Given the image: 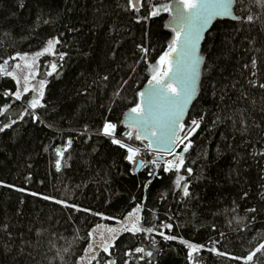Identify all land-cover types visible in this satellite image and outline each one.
I'll list each match as a JSON object with an SVG mask.
<instances>
[{
	"label": "trees",
	"instance_id": "obj_1",
	"mask_svg": "<svg viewBox=\"0 0 264 264\" xmlns=\"http://www.w3.org/2000/svg\"><path fill=\"white\" fill-rule=\"evenodd\" d=\"M149 2L144 0L141 11L134 13L128 10L127 0H0V63L17 52L34 54L46 46L48 39L61 33L67 47L57 48L69 52L64 66L52 76L44 73L50 70L46 66L59 63L57 58L45 55L37 60L41 73L37 81H47L42 101L46 107L37 110L45 124L32 123L27 116L19 119L31 96L27 94L21 101L11 96L5 98V90L15 92L17 84L7 76H0V108L10 106L0 116V124L11 119L18 121L0 133V182L25 189L17 192L14 188L0 187V264H80L81 258L91 253L85 249L90 242L87 233L92 229L95 230L92 246L104 233L110 235L113 246L109 248L110 255L100 247L87 259V264H108V261L147 264L149 259L151 264H189L188 249L179 240L165 241L155 233L132 235L127 231L116 233L115 239L111 237L108 228H121L116 220L123 221L137 204H142L144 227L170 222L173 229L171 232L165 229L166 235L203 245L194 256L195 264H244L243 257L264 243V199L260 196L264 191L260 187L264 160L258 165L250 155L255 149L243 143L250 139L256 148H264V143H256L264 138V130L251 127L247 136H241L232 121L225 120L209 131L216 112L236 120L243 114L249 125L264 123V90L249 85L251 73L243 67L245 63L250 67L251 59L257 58L259 71L252 79L264 82V10L257 6L256 0H237L235 6L239 16L259 17L255 23L216 22L202 46L215 65L212 80L222 89L227 86V97L223 103L219 96L214 99L204 80L205 90L190 110L186 123L198 113H208L201 129L192 137L194 146L187 154L188 164L195 170L191 201L178 203L179 194H172L175 173L165 174L161 168L159 178L149 177V169L144 168L132 174L125 159L126 151L98 134L105 119L118 123L147 80L148 64L142 60L137 63L142 52L136 45L143 44L149 49L147 59L154 65L169 39L163 29L166 13L135 23L137 15H148ZM69 27L79 31L69 32ZM249 38H254L252 43ZM11 64L12 61L6 67ZM103 74H108L110 81L95 84ZM129 77L132 78L129 85L121 87V81ZM117 89L121 92L119 99L113 97ZM242 92L247 100L241 98ZM85 125L90 133L77 135ZM123 133L117 127L116 137L123 139ZM89 134L92 139L84 143ZM69 137L72 147L64 153L61 170L57 172L54 149L62 147ZM226 143H234V149L227 148ZM193 160L195 164L191 163ZM237 168L238 173L234 171ZM149 179L153 183L145 189L143 185ZM32 192L91 209V213L29 195ZM244 192L248 193L247 199H241ZM252 206L260 211L247 213L245 209ZM170 215L174 216L172 221L168 220ZM4 224L9 225L14 240L7 239ZM5 246L10 249L8 254ZM136 247L153 251V257L140 259L142 254L134 252ZM212 247L227 255H216L208 250ZM126 252L132 255L126 256ZM93 256L97 258L93 260ZM233 256L240 259H230ZM252 264H264V256L257 254Z\"/></svg>",
	"mask_w": 264,
	"mask_h": 264
},
{
	"label": "snow or ice",
	"instance_id": "obj_2",
	"mask_svg": "<svg viewBox=\"0 0 264 264\" xmlns=\"http://www.w3.org/2000/svg\"><path fill=\"white\" fill-rule=\"evenodd\" d=\"M237 0H171V3L166 2H153L150 0L147 16L137 15L135 23H141L142 21L149 20L151 18L159 17L161 13H167L169 16L168 22L164 25L166 29L172 32L171 40L167 44V48L162 51V54L158 56L155 64H151L147 57L149 54V49L144 47L143 44H138L136 47L141 50L142 56L141 60L148 64V77L147 84L144 85L143 90H139L135 93V99L131 102V106L128 111L124 113V127L128 131L123 133V140L116 138L117 135V124L105 119L102 127L99 128L98 134L109 138L111 144L124 149L127 153L125 159L128 163L132 164L135 162L136 168H148V176H156L159 178V170L162 168L163 173H175L173 195L179 194V202L187 203L194 198V193L191 191V183L194 178V168L188 164V153L194 146L192 137L201 129L202 124L205 122L208 116L207 112L198 113L196 116L192 117L188 123L185 122L186 115L190 114V109L195 108V101L204 91V80L208 82L207 91L211 92L212 97L215 99L219 96L221 103L227 97L226 87L224 89L220 88L216 82L212 80V73L214 72V62L209 56L202 53L201 44L208 35H211V29L214 26V21L230 19L232 21H239L242 25L248 24L252 25L256 22L259 17L253 16L251 14L244 16H237L234 14V6ZM257 6L264 10V0H256ZM144 6V0H127L128 10L134 13H139L141 8ZM20 7H24L21 3ZM47 23V21H45ZM243 29H238L242 31ZM69 32L75 33L79 29L75 27H69ZM64 33L59 36L50 38L46 42V46L41 50L36 51L31 54V62H28L29 53H19L17 52L13 56H9L7 59L0 63V76H7L14 80L17 84V89L15 92L11 90H5V98L11 96L15 101H21L27 94L32 93L31 99L26 101L27 107H25L19 113V119L23 120L26 116L30 117L32 123L45 124V120L42 119L41 115L38 113V109H44L46 105L42 103L45 96V88L47 81L46 79H39L36 84H32L29 87L32 80H36L37 76L41 75L39 72V65L37 63V58L44 57L45 55H50L57 58L58 62H52L44 75L52 76L54 72H57L58 68L64 66L66 57L69 56V52L61 51L57 48L58 45L67 47V44L62 41L61 37ZM254 38H249V43H252ZM87 55V53H84ZM113 59H115V52H113ZM10 61H23L21 64L19 62L12 64L10 67L16 70L27 69V74L22 77L16 72L9 70ZM244 69L249 70L251 77L255 78L258 75V60L253 57L250 62V67L248 63L244 64ZM135 71V69H131ZM205 72L208 73L205 76ZM249 78L248 83L253 88H259L264 90V82H257L256 79ZM21 79L23 80V87H20ZM111 77L108 74H103L98 81H94L95 84H101L103 82L110 81ZM132 78L123 79L121 81V87L129 85ZM106 86V83H105ZM235 88V84L232 85ZM85 94V93H81ZM113 97L119 99L121 97V92L119 89L113 92ZM241 98L247 100L248 97L243 92L241 93ZM239 99V98H238ZM115 100H113V103ZM254 103V101H253ZM219 107V105H217ZM9 105H5L0 108V116L5 115V109L9 108ZM228 105H225L227 108ZM29 109L31 111H29ZM111 112V108L108 109ZM223 111V109L221 110ZM215 118L211 121L213 128L225 122V120H231L234 127L240 132L241 136H247L249 129L255 127L264 130V123H255L254 125H249L247 119L241 114L239 120L234 119L232 116L224 117L220 112L213 113ZM16 119H11L8 122L0 124V133L4 132L6 129L11 128L13 125L17 124ZM47 126L52 127V124ZM88 125H85L83 130L78 132L77 135L84 136L90 133ZM92 139L91 134L87 135V139L84 143H88ZM225 141H227V136H224ZM233 141L235 136H233ZM127 141H139L142 144L146 141L144 147V152L147 155H152V153H165L166 156L171 157L170 159H165L162 156H153L151 160L145 161L144 159L136 160L137 156L143 155L144 152L138 147H134ZM72 138L69 137L65 144L55 147V155L58 158L56 160V170L59 172L61 170V160L64 158V153L68 152L72 147ZM244 145H252L255 149L250 153L251 157L259 165L262 160H264V148H256V145L250 139H245L243 141ZM256 143H264V138L259 139ZM229 149H234V143H226L225 145ZM45 151L48 148L45 147ZM71 158L70 156L68 157ZM204 159L207 160V154H204ZM196 163V160L191 162ZM239 163V161H237ZM237 173L239 168L235 169ZM264 171V169H262ZM202 176V173H201ZM201 176H196V179L201 178ZM31 177H28L30 179ZM260 187L264 189V175L260 176ZM153 183L152 179H149L143 187L147 189L149 185ZM0 187L14 188L17 192H24L25 189L17 188L14 185L4 184L0 182ZM29 195L39 196L44 200H54V198L41 195L39 193H29ZM261 199H264V191L260 193ZM248 193L244 192L241 199H247ZM23 203V201H21ZM55 203L63 205L65 208H74L77 212H89L91 209L82 208L78 205L68 203L63 200H54ZM142 210V204H137L132 211L128 212L124 217L123 221L116 220V223L121 224V228H108V232L113 233V239H115V234L120 232H129L132 235L138 233H155L161 236L165 241L179 240V243L186 246L187 258L189 264H195L194 256L196 253L200 252L203 245H198L196 243H191L183 238L176 235H166L165 229L171 232L173 229L172 223L161 222L159 226L153 224L152 227H144L142 224V217L140 215ZM233 212L236 211L235 208L232 209ZM247 213L255 214L260 211L255 206L248 207L245 209ZM93 215H102L100 213H92ZM252 219L255 217L252 216ZM104 219H109V217H104ZM116 219V218H111ZM174 219L173 215L168 217L169 221ZM124 221H129L125 223ZM239 222V221H238ZM4 232L7 234V239L12 241L15 239L13 233L9 231V225H2ZM96 227H99L97 225ZM215 230V229H213ZM94 229L89 230L87 236L89 238L88 248L85 249L87 253L90 248H92L91 238L94 234ZM37 236L40 235L39 230H37ZM224 233L221 232V236ZM22 239V237H21ZM217 243V242H213ZM113 245L111 242L106 243L102 246L101 250L105 254L110 255L109 248ZM7 249V246H5ZM153 248H155V241H153ZM209 251L215 253L218 256H226L227 253L218 251L215 247L208 249ZM10 249H7L5 254H8ZM67 251V249L65 250ZM134 252L137 254H142L140 259L144 257L152 258L154 255L153 251H146L142 247H136ZM257 254L264 256V243H261L254 251H250L246 257H243L244 264H252L254 258H257ZM125 255H132V252H126ZM97 257L93 256L92 259L95 260ZM83 259V258H81ZM230 259H240V257H230ZM79 264V262H77ZM108 264H115V261H108ZM125 264H128L125 261ZM147 264H151V259L148 260Z\"/></svg>",
	"mask_w": 264,
	"mask_h": 264
},
{
	"label": "rangeland",
	"instance_id": "obj_3",
	"mask_svg": "<svg viewBox=\"0 0 264 264\" xmlns=\"http://www.w3.org/2000/svg\"><path fill=\"white\" fill-rule=\"evenodd\" d=\"M165 48H166V46H165ZM165 50V49H164ZM39 58H37V60H38ZM17 62H19V63H21V64H23L24 62L23 61H12V64H15V63H17ZM28 62L30 63L31 62V55H29V58H28ZM11 64V65H12ZM9 70H12V71H14V72H16L19 76H23V75H25V74H27V69H22V70H16V69H14V68H11V67H9ZM16 83V82H15ZM37 83V78H36V80H32L31 81V83H30V85H29V87H31L32 86V84H36ZM20 87L22 88L23 87V80L21 79V84H20ZM29 96H32V93H29L28 94ZM138 147V146H137ZM144 156V155H143ZM146 158V161L147 160H151L152 159V155L151 156H149V157H145ZM166 159H170V158H166ZM125 223H129V221H124ZM121 225V224H120ZM121 227H122V225H121ZM105 231V230H104ZM106 234L107 233H104L102 236H100V238L99 239H97V241H96V243L94 244V246H92V248H90V251H91V253L89 254V256H85L83 259H81V261H80V264H87V259H89L90 257H91V255L92 254H94V253H96L97 252V250L100 248V247H102V246H104L106 243H108V239L110 238L109 236L110 235H108V237L106 236ZM113 233H111V237H113ZM89 251V252H90Z\"/></svg>",
	"mask_w": 264,
	"mask_h": 264
},
{
	"label": "water",
	"instance_id": "obj_4",
	"mask_svg": "<svg viewBox=\"0 0 264 264\" xmlns=\"http://www.w3.org/2000/svg\"><path fill=\"white\" fill-rule=\"evenodd\" d=\"M168 3H171V1H169ZM235 6H236V4H235ZM235 6H234V14L235 15H237L236 13H235ZM237 16H239V15H237ZM168 20H169V16H168V14L166 13V19H165V21L163 22V29H164V31H166L168 34H169V39H168V41H167V43H166V48H167V44H168V42L171 40V37H172V32L169 30V29H166L165 27H164V25L168 22ZM220 21H230V22H239V21H232V20H230V19H225V20H217V21H214V24L216 23V22H220ZM203 43H204V41H202V44H201V49H202V46H203ZM165 48V49H166ZM202 53L205 55V53L202 51ZM162 54V53H161ZM147 84V80H146V82L142 85V87L139 89V90H143V87H144V85H146ZM138 90V91H139ZM191 110V109H190ZM128 111V109H126L122 114H121V116H120V118H119V120H118V123H117V127L118 128H121V129H123V131L124 132H126V131H128V129H126L125 127H124V123H123V121H124V113L125 112H127ZM188 116H189V114L188 115H186V117H185V122L187 121V119H188ZM129 142H131V143H136V142H139V141H135V140H133V141H129ZM144 143H147L146 141L144 142ZM155 154V156L156 155H159V156H166V154L165 153H154ZM137 160H140V159H137ZM142 169L143 168H136L135 166H134V168H133V174H138V173H140L141 171H142ZM108 241H110V239H108Z\"/></svg>",
	"mask_w": 264,
	"mask_h": 264
},
{
	"label": "bare ground",
	"instance_id": "obj_5",
	"mask_svg": "<svg viewBox=\"0 0 264 264\" xmlns=\"http://www.w3.org/2000/svg\"><path fill=\"white\" fill-rule=\"evenodd\" d=\"M125 143H127V142H125ZM140 149L142 150V152H144V149H143V148H140ZM145 153H146V152H144V154H145ZM144 154H143V155H144ZM143 155L137 156L135 159L142 158ZM154 156H155V154H154Z\"/></svg>",
	"mask_w": 264,
	"mask_h": 264
},
{
	"label": "built area",
	"instance_id": "obj_6",
	"mask_svg": "<svg viewBox=\"0 0 264 264\" xmlns=\"http://www.w3.org/2000/svg\"><path fill=\"white\" fill-rule=\"evenodd\" d=\"M144 149V148H143ZM134 166V163H132V167Z\"/></svg>",
	"mask_w": 264,
	"mask_h": 264
}]
</instances>
